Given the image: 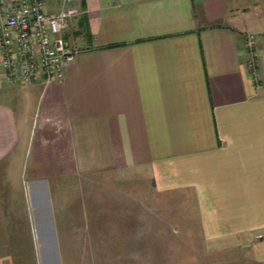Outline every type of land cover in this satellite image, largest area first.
Masks as SVG:
<instances>
[{"label":"crops","instance_id":"obj_1","mask_svg":"<svg viewBox=\"0 0 264 264\" xmlns=\"http://www.w3.org/2000/svg\"><path fill=\"white\" fill-rule=\"evenodd\" d=\"M80 4L61 82L11 86L0 63V264L131 255L130 237L105 233L122 191L95 178L148 182L185 243L219 264H264V0Z\"/></svg>","mask_w":264,"mask_h":264},{"label":"built area","instance_id":"obj_2","mask_svg":"<svg viewBox=\"0 0 264 264\" xmlns=\"http://www.w3.org/2000/svg\"><path fill=\"white\" fill-rule=\"evenodd\" d=\"M80 0H62L57 13H46L43 0H0V63L4 82L27 87L61 82L80 50L67 41L80 13ZM258 36L244 35L246 70L255 78ZM264 241V235L256 236Z\"/></svg>","mask_w":264,"mask_h":264},{"label":"rangeland","instance_id":"obj_3","mask_svg":"<svg viewBox=\"0 0 264 264\" xmlns=\"http://www.w3.org/2000/svg\"><path fill=\"white\" fill-rule=\"evenodd\" d=\"M92 188L101 190L122 191L121 196L115 198L116 206L112 209V216L115 214L116 229L106 230V235L118 239L131 238L132 244L127 246L131 249V255L118 254L116 260L101 261H75L71 264H219L220 257L207 255L204 246L185 243L176 222L172 220V212L165 214L163 218L157 213L156 197L150 190L151 186L146 181L113 180L110 178H95L91 180ZM149 189L148 208L145 206V199L140 196V189ZM124 190L134 191L132 197L125 201ZM107 201L110 199L106 197ZM113 199V198H111ZM124 206V207H123ZM110 214L105 213L106 217ZM160 216V217H159ZM125 225L127 227H125ZM122 226V227H121ZM139 235V238H137ZM118 252H125V245L116 246ZM130 252V251H129ZM138 254L139 259L134 258ZM129 256V257H128ZM123 258V259H122Z\"/></svg>","mask_w":264,"mask_h":264},{"label":"clouds","instance_id":"obj_4","mask_svg":"<svg viewBox=\"0 0 264 264\" xmlns=\"http://www.w3.org/2000/svg\"><path fill=\"white\" fill-rule=\"evenodd\" d=\"M137 238H139V235H138V237ZM134 258H136V259H139V256H138V254H134Z\"/></svg>","mask_w":264,"mask_h":264}]
</instances>
